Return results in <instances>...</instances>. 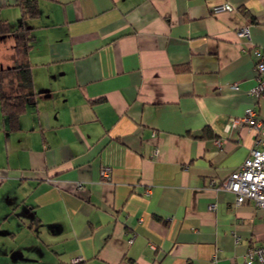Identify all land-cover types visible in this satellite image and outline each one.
<instances>
[{
  "label": "crops",
  "instance_id": "obj_1",
  "mask_svg": "<svg viewBox=\"0 0 264 264\" xmlns=\"http://www.w3.org/2000/svg\"><path fill=\"white\" fill-rule=\"evenodd\" d=\"M19 3L0 0V27L20 23ZM38 5L35 99L14 121L0 102V264H259L247 254L264 245V211L222 183L256 137L227 124L249 109L264 120L250 94L264 0Z\"/></svg>",
  "mask_w": 264,
  "mask_h": 264
},
{
  "label": "built area",
  "instance_id": "obj_2",
  "mask_svg": "<svg viewBox=\"0 0 264 264\" xmlns=\"http://www.w3.org/2000/svg\"><path fill=\"white\" fill-rule=\"evenodd\" d=\"M233 6L226 2L213 7V12L218 13L225 10H232ZM238 36L250 37L249 25L243 26L238 31ZM256 84L250 90V94L256 97L264 96V52L255 65ZM234 88L238 85L234 84ZM242 124H248L256 134L254 146L251 148L249 156L244 160L241 166L235 170L222 183V186L236 195V204L240 205L246 200H254L255 204L264 211V120L259 118L253 109L247 110L242 118H231L226 126L227 131H232ZM224 141L217 139L216 143L221 146ZM111 166H104L101 170L102 178L109 180L111 178ZM81 188V184H77ZM215 209L216 204H211ZM240 239V238H238ZM133 241V237L130 242ZM257 259L259 264H264V245L254 246L249 249L247 260L250 262Z\"/></svg>",
  "mask_w": 264,
  "mask_h": 264
},
{
  "label": "trees",
  "instance_id": "obj_3",
  "mask_svg": "<svg viewBox=\"0 0 264 264\" xmlns=\"http://www.w3.org/2000/svg\"><path fill=\"white\" fill-rule=\"evenodd\" d=\"M21 21L12 29L7 23L0 27V33L14 39L16 57L14 63L0 68V102L2 110L11 121L16 120L27 108L29 101L35 99L32 91V74L26 53L32 38L27 19L39 14L38 0H20ZM205 137H212V129L206 128Z\"/></svg>",
  "mask_w": 264,
  "mask_h": 264
},
{
  "label": "rangeland",
  "instance_id": "obj_4",
  "mask_svg": "<svg viewBox=\"0 0 264 264\" xmlns=\"http://www.w3.org/2000/svg\"><path fill=\"white\" fill-rule=\"evenodd\" d=\"M224 3H226V2H224ZM224 3H222V4H224ZM226 11V10H225ZM219 13V12H218ZM10 45H11V42L8 40V41H2V42H0V47H1V51H2V53H0V68H1V66H3L4 67V64H3V62L8 58V57H10L9 55H10V51L12 50V48L10 47ZM32 101V100H31ZM30 104H32V103H30ZM254 131V130H253Z\"/></svg>",
  "mask_w": 264,
  "mask_h": 264
},
{
  "label": "water",
  "instance_id": "obj_5",
  "mask_svg": "<svg viewBox=\"0 0 264 264\" xmlns=\"http://www.w3.org/2000/svg\"><path fill=\"white\" fill-rule=\"evenodd\" d=\"M3 37H4V36H0V40L3 39ZM2 67H3V66H1V68H2Z\"/></svg>",
  "mask_w": 264,
  "mask_h": 264
}]
</instances>
